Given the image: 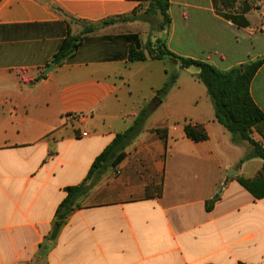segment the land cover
<instances>
[{
  "label": "crops",
  "instance_id": "crops-1",
  "mask_svg": "<svg viewBox=\"0 0 264 264\" xmlns=\"http://www.w3.org/2000/svg\"><path fill=\"white\" fill-rule=\"evenodd\" d=\"M169 3L171 25L155 31L161 18L156 28L124 21L142 0H0V264H264V161L246 159L251 147L216 121L194 74L186 87L171 60L128 61L133 35L222 72L256 61L264 0L246 27L220 17L212 0ZM110 20L52 64L68 35ZM250 94L264 113V66ZM142 111L125 159L87 183L52 236L65 189L86 181ZM186 123L208 140L188 139ZM164 129L166 139L156 132ZM251 138L264 147V122Z\"/></svg>",
  "mask_w": 264,
  "mask_h": 264
},
{
  "label": "trees",
  "instance_id": "trees-1",
  "mask_svg": "<svg viewBox=\"0 0 264 264\" xmlns=\"http://www.w3.org/2000/svg\"><path fill=\"white\" fill-rule=\"evenodd\" d=\"M142 1L144 4L148 3L149 11L152 14L161 18V21L157 22V29L165 31L171 25V18L168 14L170 7L169 0ZM212 1L220 17L238 26L246 27L249 23L245 19V14L254 10L259 0ZM136 13L131 17L124 18V21L136 20ZM110 22L114 21L110 20L102 24H108ZM92 33H95V31L84 32L79 37H71L68 35L62 42L59 51L54 55L52 64L56 66L63 65L76 53L82 45L84 38ZM128 39L130 41L129 62L168 59L178 64L179 69L182 71L190 70L191 68L197 69L194 76L207 89L208 95L213 103L216 121L231 133L234 144L247 143L251 147L252 153L246 159L260 158L264 161V147L251 138L253 129L264 122V113L256 106L250 94L251 82L259 69L264 66V57L229 72H222L208 63L177 56L167 48L164 42L160 44L159 40V47L152 46L151 42L143 47L138 36H129ZM177 80L178 73L174 72L162 92L167 93L176 84ZM147 115L146 111H142L135 124L125 134L116 137L114 143L106 148L96 159L86 181L82 185L65 189L68 196L57 211V223L52 231V236L55 237L58 234V222H62L66 218L61 216L60 212L67 210L71 213L75 210V199L86 194L90 188L87 183L98 172H102L108 167L115 168L125 159V147L142 132ZM184 131L186 137L195 143L208 140V134L202 125L186 123ZM156 132L162 139L167 138L166 129L157 130ZM241 182L245 186L248 184L247 181L242 180ZM76 209H80V207L77 206Z\"/></svg>",
  "mask_w": 264,
  "mask_h": 264
},
{
  "label": "rangeland",
  "instance_id": "rangeland-1",
  "mask_svg": "<svg viewBox=\"0 0 264 264\" xmlns=\"http://www.w3.org/2000/svg\"><path fill=\"white\" fill-rule=\"evenodd\" d=\"M148 3H145L144 5L141 6L140 8V15L136 14V18L137 19H145V20H149L151 22H157L158 19H160V17L158 16H155L154 14H152L150 11H149V7L147 5ZM114 22H110L108 24H99V25H85V28H84V32H89V31H98L100 30L101 28L107 26V25H110V24H113ZM154 27L156 28V24L154 25ZM167 29V28H166ZM158 30L157 28L155 29V31ZM152 46L154 47H159L161 43H163V41H160V44H158V40H154L153 42H151ZM182 75H181V79L180 81H182V83L186 86V87H190L191 84H193L192 82H195L194 79H193V74H195V72H197V69L195 68H191L190 70H184L182 71ZM199 86V88H201V90H205V87L202 83H199L198 81H196ZM101 172H98L94 178L92 179V182H94L98 176L100 175Z\"/></svg>",
  "mask_w": 264,
  "mask_h": 264
},
{
  "label": "water",
  "instance_id": "water-1",
  "mask_svg": "<svg viewBox=\"0 0 264 264\" xmlns=\"http://www.w3.org/2000/svg\"><path fill=\"white\" fill-rule=\"evenodd\" d=\"M53 68H54L53 66L49 67L48 70H47V72H46V74H48ZM60 214H61V216H65V215L68 214V211H67V210H62V211L60 212ZM61 224H62V222H59V223H58L59 226H60Z\"/></svg>",
  "mask_w": 264,
  "mask_h": 264
}]
</instances>
